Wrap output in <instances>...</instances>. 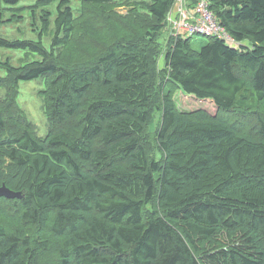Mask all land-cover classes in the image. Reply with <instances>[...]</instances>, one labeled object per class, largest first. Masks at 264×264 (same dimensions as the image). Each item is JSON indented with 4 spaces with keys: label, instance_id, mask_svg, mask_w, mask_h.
I'll return each instance as SVG.
<instances>
[{
    "label": "trees",
    "instance_id": "trees-1",
    "mask_svg": "<svg viewBox=\"0 0 264 264\" xmlns=\"http://www.w3.org/2000/svg\"><path fill=\"white\" fill-rule=\"evenodd\" d=\"M21 1L0 0L37 34H0L25 52L0 57V186L21 192L0 264H264V0H205L236 45L175 33L176 0ZM38 78L44 136L17 100Z\"/></svg>",
    "mask_w": 264,
    "mask_h": 264
},
{
    "label": "rangeland",
    "instance_id": "rangeland-1",
    "mask_svg": "<svg viewBox=\"0 0 264 264\" xmlns=\"http://www.w3.org/2000/svg\"><path fill=\"white\" fill-rule=\"evenodd\" d=\"M31 3H33V0L20 2L21 5H28ZM129 7L125 5L121 6L119 4L113 3L112 10L116 14L126 15L128 13ZM19 14L22 16V18H15V19L13 18L14 21L11 23L10 22L0 23V34L10 39H15V38L35 39L37 37V34L35 33V31H33V25H31L32 20L30 16H28V13L26 11H21ZM3 17L9 18L11 17V14L4 13ZM180 24H183V22H180ZM193 38H194L193 40L196 41L197 44L204 43L207 40L206 37H202V36H194ZM197 47H199V45ZM24 53L25 52L23 50L0 48V57L2 58L10 57V59L13 61L14 64L18 63V60L16 58L22 57ZM162 63H163L162 58H160L159 67L162 66ZM3 75H4V71L0 69V76ZM18 87H19V95L17 99L18 104L26 112L27 116L32 121L35 127L36 134L38 136H44L47 133V120L43 112V106H42L43 100L39 92L41 89L44 88L43 80L41 78H38L31 81H20ZM3 93L4 90L3 88L0 87V95H2ZM174 97L180 110L193 111L202 106L203 108L206 107L209 110L213 109V106L211 105L210 102L196 101L195 98H193L192 96L186 95L179 90L175 91ZM247 105L250 108V103ZM253 109L259 113L258 114V116H260L259 119H262L264 121V102L255 103L253 105ZM251 113L252 112H250L249 114V119L250 121H255L253 118H251ZM156 121H157V115L154 116V122ZM246 131L250 132L251 128H248Z\"/></svg>",
    "mask_w": 264,
    "mask_h": 264
},
{
    "label": "built area",
    "instance_id": "built-area-1",
    "mask_svg": "<svg viewBox=\"0 0 264 264\" xmlns=\"http://www.w3.org/2000/svg\"><path fill=\"white\" fill-rule=\"evenodd\" d=\"M168 20L175 33L181 32L184 35H191L195 32L207 35L215 34L226 39L227 42L235 44L229 36L225 35L224 27L214 19L212 13L206 8L205 0L198 1L194 12H190L183 0H176L168 15Z\"/></svg>",
    "mask_w": 264,
    "mask_h": 264
},
{
    "label": "water",
    "instance_id": "water-1",
    "mask_svg": "<svg viewBox=\"0 0 264 264\" xmlns=\"http://www.w3.org/2000/svg\"><path fill=\"white\" fill-rule=\"evenodd\" d=\"M0 197H6V198L21 197V192L13 191L8 187H6L4 184H2L0 186Z\"/></svg>",
    "mask_w": 264,
    "mask_h": 264
}]
</instances>
